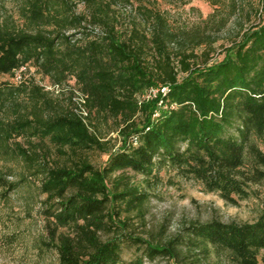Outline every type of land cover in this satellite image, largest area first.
<instances>
[{
	"label": "trees",
	"instance_id": "16d2710c",
	"mask_svg": "<svg viewBox=\"0 0 264 264\" xmlns=\"http://www.w3.org/2000/svg\"><path fill=\"white\" fill-rule=\"evenodd\" d=\"M77 1L84 11L75 9ZM118 1L18 0L23 24L0 20V75L34 66L55 85L74 78L80 89L81 101L72 88L71 107L62 108L33 78L0 86V157L37 165L44 175L58 264L182 262L199 251L182 264H211L209 245L228 264H264V211L253 222L192 221L183 253L181 235L153 243L128 232L131 214L145 218L151 191L125 177L110 184L120 170L160 181V172L173 168L238 204L264 183V0H207L214 10L193 28L176 27L147 0H121L137 1L123 21ZM231 24L238 37L214 57L217 37L210 31ZM153 89L157 94L147 97ZM110 118L116 140L98 129ZM24 136L50 139L72 155L51 163L48 149L32 151L18 141ZM87 150L106 153L107 161L95 165ZM9 175L0 173V200L26 182ZM126 242L145 246L144 254L125 260Z\"/></svg>",
	"mask_w": 264,
	"mask_h": 264
},
{
	"label": "rangeland",
	"instance_id": "374dc122",
	"mask_svg": "<svg viewBox=\"0 0 264 264\" xmlns=\"http://www.w3.org/2000/svg\"><path fill=\"white\" fill-rule=\"evenodd\" d=\"M76 3L75 9L84 11V3L80 1ZM145 3L164 10L176 27L193 28L201 25L203 20L214 10L207 0H147ZM116 7L122 13L123 21H127L130 15L135 12L137 1L125 3L119 0ZM9 17H13L17 25L23 24L18 0H0V20ZM210 32L217 37L216 50L212 54L219 58L222 57L220 53L223 46L230 45L238 37L237 28L233 24L220 33H217L216 30ZM25 78L28 80L33 78L37 83L45 86L55 99L54 102L61 105L62 108L71 107L72 88L76 92L74 100L80 102L82 99L74 78H71L65 86H57L49 77L38 72L34 66L24 67L22 71H15L11 75H0V86H6L5 82L19 83ZM157 91L158 89L149 91L147 97L155 96ZM25 98L26 95L20 97L22 101H28ZM6 115L13 119L17 113L9 107ZM98 129L100 135L106 136V139L116 140L118 137L116 122L112 118L108 122H98ZM18 141H21L25 147L32 151L48 149L51 163H62L71 154L70 151L68 154L60 153L50 139L41 141L38 137L30 139V137L24 136L19 137ZM259 144L264 149V144L260 141ZM84 154L97 166L105 164L108 158L106 153L98 150H87L83 152ZM2 172L10 174L9 179L11 180H19L26 176V182L11 192L7 199L0 200V264H58V254L49 237V220L45 212L49 203L45 201L47 195L41 191L44 175L38 173L37 165L31 166L27 161L0 157V173ZM160 175L162 178L157 181L127 169L117 171L110 180L112 185L115 180L125 177L126 181L141 185L143 190L151 191V198L145 205V218L134 213L131 214V226L127 229L132 235L142 237L150 242L165 243L169 239L181 235V238L186 240L182 243L183 245H180V248L183 249V253H186L187 239H189L186 228L192 221L206 222L219 219L224 222H253L264 211V183L252 185L250 188L252 196L240 200L238 204H233L226 201L219 192L207 191L202 182L182 178L181 174L173 168L163 169ZM149 180L152 182L149 183ZM201 246L204 247L205 244L201 243ZM208 247L210 256L206 261H210L211 264H228L227 257L219 253L217 248L211 245ZM144 249L145 246L126 242L123 246L122 256L125 260L134 259L143 255ZM196 253L199 255L188 254L182 262L181 258L160 257L153 262L146 260L145 264H182L192 261L195 257H201L200 251Z\"/></svg>",
	"mask_w": 264,
	"mask_h": 264
}]
</instances>
